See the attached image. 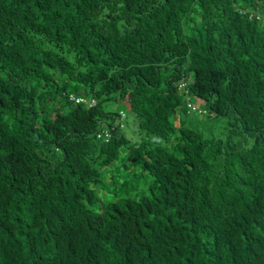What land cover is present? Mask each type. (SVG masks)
<instances>
[{
  "label": "trees",
  "instance_id": "1",
  "mask_svg": "<svg viewBox=\"0 0 264 264\" xmlns=\"http://www.w3.org/2000/svg\"><path fill=\"white\" fill-rule=\"evenodd\" d=\"M0 264H264V0H0Z\"/></svg>",
  "mask_w": 264,
  "mask_h": 264
},
{
  "label": "rangeland",
  "instance_id": "2",
  "mask_svg": "<svg viewBox=\"0 0 264 264\" xmlns=\"http://www.w3.org/2000/svg\"><path fill=\"white\" fill-rule=\"evenodd\" d=\"M196 103H200L198 101H196ZM199 105H202L201 103ZM108 110L112 111L114 113L116 112H123L125 114V119L123 121V125L125 126V130L129 132V137L132 136V138H135L136 136V131L138 128V122L135 120L134 116L129 112V108H128V104L126 102H112L110 104H108ZM204 123H206L205 125L208 126L209 122L207 119H203L202 120ZM217 124V123H216ZM225 122H222L217 125H212L211 127H206L204 128V130H207V135L209 136H214L216 138H221L224 135V131H225ZM144 187V186H143ZM142 187V188H143ZM106 201H108L109 199H105Z\"/></svg>",
  "mask_w": 264,
  "mask_h": 264
},
{
  "label": "built area",
  "instance_id": "3",
  "mask_svg": "<svg viewBox=\"0 0 264 264\" xmlns=\"http://www.w3.org/2000/svg\"><path fill=\"white\" fill-rule=\"evenodd\" d=\"M190 107L193 109V110H198L196 106H194L193 104H190ZM201 111V110H200Z\"/></svg>",
  "mask_w": 264,
  "mask_h": 264
}]
</instances>
